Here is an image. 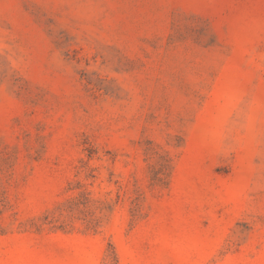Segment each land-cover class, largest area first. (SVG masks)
Masks as SVG:
<instances>
[{"label":"rangeland","instance_id":"1","mask_svg":"<svg viewBox=\"0 0 264 264\" xmlns=\"http://www.w3.org/2000/svg\"><path fill=\"white\" fill-rule=\"evenodd\" d=\"M0 264H264V0H0Z\"/></svg>","mask_w":264,"mask_h":264}]
</instances>
